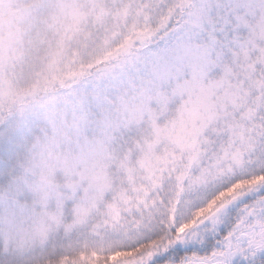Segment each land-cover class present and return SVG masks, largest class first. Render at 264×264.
Returning <instances> with one entry per match:
<instances>
[{"label":"snow or ice","instance_id":"6c2138e0","mask_svg":"<svg viewBox=\"0 0 264 264\" xmlns=\"http://www.w3.org/2000/svg\"><path fill=\"white\" fill-rule=\"evenodd\" d=\"M0 264H264V0H0Z\"/></svg>","mask_w":264,"mask_h":264}]
</instances>
